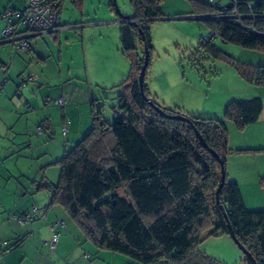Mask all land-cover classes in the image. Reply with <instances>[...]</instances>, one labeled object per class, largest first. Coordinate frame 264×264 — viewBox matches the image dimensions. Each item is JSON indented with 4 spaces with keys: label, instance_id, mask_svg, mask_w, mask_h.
<instances>
[{
    "label": "trees",
    "instance_id": "trees-1",
    "mask_svg": "<svg viewBox=\"0 0 264 264\" xmlns=\"http://www.w3.org/2000/svg\"><path fill=\"white\" fill-rule=\"evenodd\" d=\"M161 1L132 0L134 16L122 17L119 23L120 49L130 70L120 85L124 93L118 114L112 121L104 120L102 100L93 99L90 130L55 162L58 181L42 180L36 191H46L49 205L62 207L98 249L135 264H220L198 248L211 238H229L227 221L237 243L256 264H264V212L245 208L239 186L225 169V121L239 128L257 122L262 101H230L223 119L195 117L158 103L149 92L146 74L153 51L150 25L163 17ZM189 1L190 15L204 18L211 33L191 52L193 69L204 72L203 61L225 60L235 66L213 44L215 37L264 51V0L254 5L251 0H231L226 7L212 5V0ZM71 2L79 9L83 4ZM110 4L114 8L112 0ZM144 48L147 60L140 87ZM235 67L244 82L264 86V66ZM35 209L36 218L29 223L44 218ZM29 213L32 210L16 216ZM52 224L62 227L61 222ZM243 260L251 264L244 256Z\"/></svg>",
    "mask_w": 264,
    "mask_h": 264
},
{
    "label": "crops",
    "instance_id": "crops-1",
    "mask_svg": "<svg viewBox=\"0 0 264 264\" xmlns=\"http://www.w3.org/2000/svg\"><path fill=\"white\" fill-rule=\"evenodd\" d=\"M257 1L250 3L254 5ZM25 5V0H0V16L6 10H23ZM4 28L5 22L0 19V264H114L112 252L98 249L66 211L57 205L50 206L49 194L36 191L35 186L42 180L55 182L57 177L51 172L55 170V162L90 130L91 101L101 99L93 87L99 84L114 87V77L119 78L120 73L122 78L125 74L128 67L125 62L120 72L117 69V41L112 35L108 42V34L105 51L99 52L87 39L92 35L79 29L77 36L73 32L76 28H65L58 33L28 38L32 50L22 52L1 43ZM102 36L106 33L100 32L98 38ZM100 69L105 70L101 83L94 81L89 72ZM30 73L36 75L35 82L18 90L19 77ZM146 84L158 103L192 112L188 105L165 95L171 89L165 75H158L154 82L146 80ZM227 96L214 115L218 119H223L222 109L227 102L260 98L263 104L260 117L253 124L239 128L232 121H225L228 149L225 169L228 179L239 186L245 208L264 212V86L240 80L238 88ZM59 98L62 105H55ZM64 126L68 128L65 136ZM24 159H31V169L19 166ZM33 207L44 218L18 225L14 216L28 213ZM56 222L63 226L57 228L59 240L52 252L48 226ZM84 250L90 257L83 254ZM103 255L110 256L112 263H107Z\"/></svg>",
    "mask_w": 264,
    "mask_h": 264
},
{
    "label": "rangeland",
    "instance_id": "rangeland-1",
    "mask_svg": "<svg viewBox=\"0 0 264 264\" xmlns=\"http://www.w3.org/2000/svg\"><path fill=\"white\" fill-rule=\"evenodd\" d=\"M82 1L83 5L80 10L71 0H64L60 9V23L64 26L62 28H70L69 26L75 25L73 28L76 29L73 32L77 36L80 33L79 29L86 31L87 34L92 35V37L87 38L91 46L99 52L105 51L107 35L110 34L108 42L111 41L113 35L114 42L116 39L118 47L117 69L119 72L122 70V62H125L128 66L125 67L126 72L122 78H120V73L118 74L119 78L114 77V87L103 86L102 84L93 87V92L98 94L102 100V118L106 121H112L118 114L119 96L124 93L120 85L127 79L130 70L128 57L124 56L120 49L119 23L122 21V17H133L135 9L132 0H115V9L111 7V0ZM230 4L231 0H212V5L220 7H226ZM159 9L163 17L154 20L150 25L153 51L150 55V68L146 74L147 82H154L158 75H165L171 83V89L165 93L168 99L188 105L192 112H184L186 114L203 113L198 117L214 118L219 104L228 99L227 95L234 92L238 88L240 80H242L235 66L247 67L264 63L263 52L243 49L215 37L212 40L213 44L227 55L232 63H235V66L225 60L203 61L201 64L204 72H199L190 66L193 57L191 52L194 53L195 50H198L204 38H210L209 27L203 21L184 19L200 17L190 15L193 9L189 0H162ZM113 21L114 24H110ZM100 24L104 25L100 26ZM100 32L106 33V36L99 39ZM194 58L197 59L196 56ZM89 72H91L94 81L99 83L105 77V70H89ZM224 111L225 108L222 109L221 117H223ZM53 152L55 153L57 150L54 149ZM62 157L63 154H61ZM41 160H43V157L40 158V162ZM32 163L34 166V162ZM19 166L31 169V159L29 161L21 160ZM53 168L55 170L51 172H55L54 177H57L53 183H56L60 169L57 165ZM198 249L220 264H246L243 260L242 251L230 238L208 239ZM83 254L89 256V252L86 250ZM110 254L114 256V264H135L123 255ZM103 257L105 261H108L107 263H112L113 260L110 256L105 257L103 255Z\"/></svg>",
    "mask_w": 264,
    "mask_h": 264
},
{
    "label": "built area",
    "instance_id": "built-area-1",
    "mask_svg": "<svg viewBox=\"0 0 264 264\" xmlns=\"http://www.w3.org/2000/svg\"><path fill=\"white\" fill-rule=\"evenodd\" d=\"M64 0H25L26 5L23 10H6L0 16L5 22V28L2 32V42H9L10 46L17 51L28 52L32 49V44L26 39H21L26 35L47 34L57 29L59 26L60 9ZM194 1V0H193ZM35 76L23 77L22 81L31 82ZM62 99L55 101L56 105H62ZM68 131L67 126L62 129V135L65 136ZM37 215L35 208L32 213L22 217L14 216L18 225L24 226L32 221ZM63 226V223H61ZM57 224L49 226L51 239L49 242L50 251H54L59 240L57 233ZM87 259V256H84Z\"/></svg>",
    "mask_w": 264,
    "mask_h": 264
},
{
    "label": "water",
    "instance_id": "water-1",
    "mask_svg": "<svg viewBox=\"0 0 264 264\" xmlns=\"http://www.w3.org/2000/svg\"><path fill=\"white\" fill-rule=\"evenodd\" d=\"M112 4L114 5V8H116V3H115V0H112ZM118 10L116 9V12H117ZM184 19H189V20H192V19H194V20H199V21H202V20H204V18H202V17H199V18H184ZM73 26H75V25H71V26H69L70 27V29H75V28H73ZM62 27H64V26H62L61 24H60V17H59V26L57 27V29L56 30H54V31H52V32H50V33H47V34H53V33H58L59 31H61L62 29H64V28H62ZM41 35H46V34H38V35H26V36H24V37H22L21 39H28V38H30V37H35V36H41ZM28 41V40H27ZM1 43H3V44H9V42H1ZM33 47V46H32ZM144 54H145V64L143 65V67H142V69H141V71H140V74H139V77H138V82H139V86L141 87V85H142V83H143V78H144V73H145V66H146V60H147V55H146V52H145V48H144ZM29 77V76H35L36 77V75L35 74H33V73H30V74H23V75H21L20 77H19V85H18V90H23V89H27V87L30 85V84H32L33 82H35V80H33V81H31V82H28V81H22V78L23 77ZM148 103L149 104H151L150 103V101H148ZM176 118H178V119H180L179 117H176ZM197 137L199 138V140H200V142L203 144V146H204V148H207L205 145H204V143H203V141H202V139L200 138V136L197 134ZM213 154V153H212ZM221 173H222V170H221ZM223 181H224V177H223V175H222V182H221V184H220V186H219V188L217 189V192H216V195H218V193H219V191H220V189L222 188V185H223ZM221 208V207H220ZM227 228H228V232H229V238L234 242V244L242 251V253H243V256L246 258V259H248L250 262H251V264H256L255 262H254V260H253V258L251 257V255L241 246V245H239L238 243H237V241H236V239H235V237H234V235H233V233H232V231H231V229H230V226H229V223H228V221H227Z\"/></svg>",
    "mask_w": 264,
    "mask_h": 264
}]
</instances>
